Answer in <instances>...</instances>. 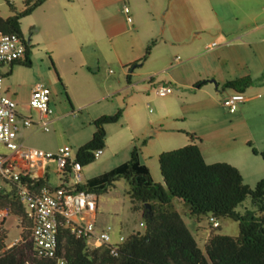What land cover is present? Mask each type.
<instances>
[{
	"label": "rangeland",
	"instance_id": "rangeland-1",
	"mask_svg": "<svg viewBox=\"0 0 264 264\" xmlns=\"http://www.w3.org/2000/svg\"><path fill=\"white\" fill-rule=\"evenodd\" d=\"M192 3V0H190ZM25 0H0V15L6 17L14 11H19L24 7ZM75 2H79L78 0ZM185 0H163L162 4L156 8L160 18H166L167 28L171 27V23L180 24L179 28L185 26V7L191 8L188 3L186 6ZM119 13L126 18V13L123 11L124 6H128L127 0H114L112 2ZM80 4L76 6L78 12L77 23L72 28L75 30L77 39L74 36H67L63 23L55 24L51 29L45 26L48 21H41V4L35 7L29 14L20 18V28L26 38H30L29 57L30 65H24L16 62L12 64V73L4 74V85L8 88L9 93L17 103V110L32 118L38 115L37 110L29 107V89L31 85L42 82L51 90V103L54 108L52 119L48 121V130H43L40 127L32 125L27 128H22L19 135L26 146L40 147L43 149H57L58 146L67 144L73 151H76L80 143L87 141L94 130L91 115L102 113H114L119 107L124 109L125 102L123 99L113 93L108 99L101 101H92L81 104L71 103L70 94L80 93L82 88L88 83L86 76L79 73L76 68V56L72 51L77 47L81 48L85 57L90 60L91 70L94 71L92 78L101 82L111 84L112 87H117L118 80L124 79L120 66L109 57L112 52L109 41H97L95 38L98 35L97 28L86 31V27L80 26L84 14L81 13ZM130 10V7H129ZM191 13L193 9H190ZM130 13V12H129ZM192 18L189 19L190 27H192ZM184 21V22H182ZM79 23V24H78ZM42 24V26H41ZM182 25V26H181ZM92 29V28H91ZM198 30V29H197ZM193 31H196L193 30ZM212 31L203 30L198 35L200 36V46L203 49V54L200 55L197 62H193L196 66L210 65L217 54L214 46L207 49V42L213 40ZM153 40L150 50L157 48H166L170 51L171 69L161 70L154 75L159 79L160 84L170 85L168 73L171 71L173 76L182 78L184 76L181 67H174L179 62L185 60L186 53L182 49L181 37H176L172 34H164L158 32L154 37L143 42V50L145 53L146 45ZM219 43V40H215ZM78 42V46L74 44ZM77 48V49H78ZM69 51L67 54L66 52ZM150 52V51H149ZM91 53V55H90ZM148 55V54H147ZM100 57V61L96 62ZM217 57V56H216ZM149 63L144 64L143 69L147 67H156L159 65L157 58L151 57ZM143 61H141L142 63ZM148 62V61H147ZM9 66V65H8ZM214 79V78H213ZM216 81V80H215ZM205 83V82H204ZM212 91H206L203 88L185 89L181 94L178 93L175 84L173 90L165 95H159L156 91L141 92L139 100L128 103V108L136 109L142 119L140 124L141 133L134 136V146L139 149L140 160L148 162L150 169L154 175L159 172V164L155 151L159 149L155 143L158 137H154V131L161 122L164 127H175L179 131L171 133V141L163 144L165 150L176 148L185 145L189 142L201 144L203 152L207 159L206 162L216 161H232L233 158L226 151L231 147H238V154L241 158L236 159L235 163L240 167L243 181L253 186L258 179L264 175V159L259 154L252 152L251 146L241 142L242 138L247 136L251 140V145L258 149L264 147V89L258 88L260 91V100L250 103L246 107L242 115L238 114V109L234 112H229L222 103L223 90L221 86L215 88V83H206ZM230 90L229 88H227ZM232 90V89H231ZM249 92L246 90V93ZM171 95V96H170ZM131 106V107H130ZM239 106V105H238ZM238 108V107H237ZM90 115V116H89ZM163 116L161 120L157 118ZM119 121L105 124V144L103 150L111 151L117 143L124 141V138L119 137V132L116 131V126ZM193 135V136H192ZM129 136V135H128ZM130 137V136H129ZM203 137V140L201 139ZM108 143L111 144L110 147ZM239 145V146H238ZM246 148L244 151L241 148ZM161 147V145H160ZM133 147L130 146V154ZM221 150L220 153H212L210 156L207 150ZM8 150L0 143V153H6ZM246 153V155H245ZM120 155V153H119ZM244 156V157H242ZM102 154L95 157L93 161L84 165L81 174L82 181L94 176L102 171L108 170L114 165L104 166L99 161ZM225 159V160H224ZM142 162V161H141ZM45 171L50 174L52 181H55L57 174L55 172L54 160L47 159L45 162ZM157 179H160L159 177ZM155 177V176H154ZM71 180V179H70ZM158 181V180H157ZM163 183V182H161ZM129 183L124 178H119L114 182L106 192L95 194L97 208L96 220L98 224L110 225L112 227V235L115 237L118 232L128 234L133 229L143 230L139 226V221L142 219L140 211L132 208L133 201L128 194ZM173 207L180 213L187 227L194 235L199 247L204 250V243L211 230L218 233L236 235L238 233V222L228 217H218V227H212L208 216L204 214H191L187 206L178 198H172ZM253 204L249 195L237 205L236 209L244 211L245 208H252ZM4 223L1 227L6 232L5 243L9 244L21 236L20 218L13 214L2 212Z\"/></svg>",
	"mask_w": 264,
	"mask_h": 264
},
{
	"label": "trees",
	"instance_id": "trees-1",
	"mask_svg": "<svg viewBox=\"0 0 264 264\" xmlns=\"http://www.w3.org/2000/svg\"><path fill=\"white\" fill-rule=\"evenodd\" d=\"M44 1L25 0L21 10L6 17L0 15V30L22 34L20 18ZM152 43L153 40L146 45L143 56L132 62L130 68L145 59ZM15 62L30 64L28 44L24 59L11 63ZM251 82V77L245 75L227 80L223 87L243 92ZM121 115L119 107L114 113H103L92 120L91 137L75 151L82 166L93 161L94 151L104 146L105 124L117 121ZM247 144L264 159V148L259 150L250 141ZM157 159L163 183L153 179L148 166L139 158L138 147L133 146L127 159L73 186L99 194L106 192L117 179H126L132 208L141 212L144 225L142 231L133 229L125 234L115 252L109 246L88 248L83 237H76L61 226L57 254L64 258L63 264H264V175L251 186L231 163L206 162L195 142L162 150ZM20 181L35 187L50 183L43 175H22ZM247 195L252 208L236 209ZM174 197L183 202L191 214L236 220L238 233L229 235L211 230L202 250L173 207ZM0 209L17 215L21 226L19 241L7 247L6 232L1 227L4 218L0 219V264H60L58 255L46 257L36 253L30 235L31 220L19 200L16 184L1 176Z\"/></svg>",
	"mask_w": 264,
	"mask_h": 264
},
{
	"label": "crops",
	"instance_id": "crops-1",
	"mask_svg": "<svg viewBox=\"0 0 264 264\" xmlns=\"http://www.w3.org/2000/svg\"><path fill=\"white\" fill-rule=\"evenodd\" d=\"M75 1L77 0H45L41 3V21L43 19V21H48V24L45 26L50 29L55 24L61 22L64 24L63 26H65L64 30L67 36H72L75 32L72 26L77 23V16L79 15L75 10L76 6L80 4L81 13L84 14L83 19L80 20L85 22L78 24L86 27V31L94 30L93 27L97 28L96 30L99 32L95 38L97 41H102L101 39L109 41L112 49L109 57L114 59L120 66L122 76L124 74V79L118 80L119 83L117 87H112L111 84L105 81L99 82L92 78L93 76L91 75H94V71L90 69L91 62H89L90 60L88 57H85L81 48L77 47L78 49L76 48L72 51L76 56V68L79 73L86 76L88 79V83L82 88L80 93L73 92L70 94V101L72 104H76V102L85 104L86 102L105 100L113 93L118 99L122 98L125 102V108L122 109V115L118 119V126H116L119 137H123L124 141L120 144L117 143L111 151H108V149L102 151V157L99 161H101L104 166H111L127 158L129 153L128 155L124 154L129 152L130 146H134V136L140 133L142 134L139 127L140 124L142 125L139 112L136 109L128 108V103L139 100L140 93L143 91L149 93L151 91H156L158 86H170L160 84L159 79L154 75L165 68H172L171 62L168 64V60L170 61L171 59V57H169L170 51L164 47H159L155 50L151 49L142 63L131 68L129 67L132 62L137 61L143 56V42L154 37L158 32H160V34H167L168 32V34H172V36L181 37L182 49L186 53V56L183 62H179V64L174 67L180 66L184 76L179 78L173 76L171 71L168 73L170 82L173 85L175 84L181 96L182 93L186 91L185 89H189L190 87H201L206 91H212V88L206 86L208 85L206 83H213V81L209 79L214 78L217 82L215 88L221 86L224 97L228 92L232 91L230 88V90H228L227 87H223L224 82L248 75L251 77L252 82L243 91L245 99L243 102L239 103L237 117L244 113L245 108L249 107L250 103L260 100L261 93L256 90H258V88L264 89V0H192V3L190 0H185L187 1V3L184 2L185 5L187 6L189 3L193 11L191 13V8H188V6L185 7V22L182 21L185 23V26L181 25V28H179L180 24H173L171 22V27L167 28L166 18L164 17V19H162L158 15L156 8L162 4L163 0H127L132 21H127L125 16L119 13L114 6L112 7V2H114V0ZM190 18H192V27H190L189 24ZM73 22L75 23L72 24ZM195 29L196 31H193ZM203 30L212 31L210 33H212L214 39L208 41L206 47L207 49H211L219 45L218 48H216L217 57L215 56V59L210 65H201L198 63V65L195 66L193 62H197L201 57L200 55L204 53L199 43L200 36H198ZM74 36L77 39L75 33ZM217 39L219 43L215 41ZM212 42H215V45L209 47V44ZM74 45L78 46V42ZM66 53L68 54L69 51ZM151 57L157 58L158 62H160L159 65L143 69L145 62L149 63L150 60L148 59H151ZM96 58V62H99L100 57ZM23 59L24 56L20 58V60ZM12 64L13 63H0V72L3 75V92L14 99L9 93L8 88L4 85V74L13 72ZM32 86L33 85H31L29 89V96ZM172 86L170 87L173 90ZM246 90L249 92L246 93ZM49 103L52 112L46 117L48 121L53 120L52 115L54 113V108L51 103V90ZM39 116L43 117L38 113L37 117L33 119L37 121ZM93 116L94 115H91L90 117L92 120L95 118H93ZM162 117L163 116L160 115L157 121L161 120ZM158 123H160V127L155 129V135L153 137L155 139L158 137L155 141L156 145L159 146V149L155 151L156 155H158L160 151L165 150L163 144H167L171 141V133L179 131L178 128L170 126L164 127L163 123ZM35 126H37V124H35ZM144 134L145 133L142 135ZM201 139L203 140V137ZM247 141L251 142L248 135L243 137L241 142L247 144ZM81 144L82 143H80V145ZM110 145L111 144L108 143L109 147ZM198 146L205 161H207L202 145L198 144ZM237 148L238 147H231L226 150L228 153L229 151L231 152L229 155H231L233 160L241 158V154H238L239 150ZM263 148L264 147H261L259 150ZM245 149L244 146L241 148L242 151ZM220 152L221 150L208 149L206 154L210 156L212 153L217 154ZM235 160L234 162L229 161V163L236 166L241 173V169L237 163H235ZM141 161L148 166L155 181L158 180V182H163L161 173L159 174L160 176H158V174L155 175L156 172L153 175L148 162L142 159ZM45 162L46 161H44V166ZM210 162H213V160ZM45 176L51 184L58 183V176L55 177V181L51 180L52 178L48 172H46ZM157 176L160 179H157ZM71 182L72 180L70 183ZM140 221H142V219ZM96 226L102 228L105 225L98 224L96 220Z\"/></svg>",
	"mask_w": 264,
	"mask_h": 264
},
{
	"label": "built area",
	"instance_id": "built-area-1",
	"mask_svg": "<svg viewBox=\"0 0 264 264\" xmlns=\"http://www.w3.org/2000/svg\"><path fill=\"white\" fill-rule=\"evenodd\" d=\"M11 1V0H8ZM126 20L132 21L129 7L124 6ZM215 42L209 44V47ZM27 46L26 38L17 32L0 30V63H11L24 56ZM3 75L0 72V143L8 150L0 153V176L13 181L18 189L20 202L24 204L26 216L31 220L30 235L34 250L40 256L56 257L60 227H66L76 237H83L88 248L109 246L112 252L118 248L125 234L118 232L114 237L112 227L108 224L102 228L96 226V196L92 191L75 189L73 186L82 181V164L76 159L75 151L67 145H61L56 150L26 146L19 132L37 124L43 130H48L46 117L52 112L50 106V88L42 83L33 84L28 105L37 110L39 116L35 121L31 116L17 110V103L2 90ZM170 86H158L156 92L164 95L171 92ZM245 94L232 90L223 98L222 103L229 112H234L239 103L243 102ZM37 122V123H36ZM102 148L94 151V157L102 153ZM54 160L55 172L59 178L57 184L32 186L21 182L22 175L32 177L45 176L44 161ZM45 174V175H44ZM72 182L70 183V181ZM0 209V219L4 218ZM212 227L218 226L217 218L210 216ZM139 225L143 226L142 221ZM18 239L7 244V247L17 243ZM57 261L64 263V258L58 255Z\"/></svg>",
	"mask_w": 264,
	"mask_h": 264
},
{
	"label": "water",
	"instance_id": "water-1",
	"mask_svg": "<svg viewBox=\"0 0 264 264\" xmlns=\"http://www.w3.org/2000/svg\"><path fill=\"white\" fill-rule=\"evenodd\" d=\"M209 80H211V81H213L214 83H215V85H217V82L212 78V79H209ZM198 85V84H197ZM146 205L148 206L149 204L148 203H146Z\"/></svg>",
	"mask_w": 264,
	"mask_h": 264
},
{
	"label": "flooded vegetation",
	"instance_id": "flooded-vegetation-1",
	"mask_svg": "<svg viewBox=\"0 0 264 264\" xmlns=\"http://www.w3.org/2000/svg\"><path fill=\"white\" fill-rule=\"evenodd\" d=\"M23 34V33H22ZM26 38V37H25ZM26 41H27V44L29 45L30 43V38L28 37V38H26ZM30 65V64H29Z\"/></svg>",
	"mask_w": 264,
	"mask_h": 264
}]
</instances>
